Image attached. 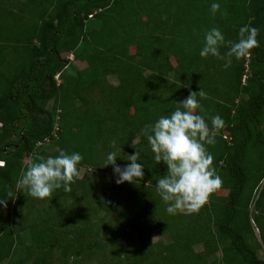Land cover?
I'll return each instance as SVG.
<instances>
[{
	"label": "trees",
	"instance_id": "1",
	"mask_svg": "<svg viewBox=\"0 0 264 264\" xmlns=\"http://www.w3.org/2000/svg\"><path fill=\"white\" fill-rule=\"evenodd\" d=\"M213 2L0 0V264H264V0H218L215 15ZM245 25L258 46L241 59L229 46L200 57L205 31L235 42ZM200 90L210 127L224 121L206 145L222 185L170 215L155 191L166 166L141 130ZM133 144L144 179L117 185L106 156L123 167ZM60 150L84 157L71 192L16 188L29 157Z\"/></svg>",
	"mask_w": 264,
	"mask_h": 264
},
{
	"label": "clouds",
	"instance_id": "2",
	"mask_svg": "<svg viewBox=\"0 0 264 264\" xmlns=\"http://www.w3.org/2000/svg\"><path fill=\"white\" fill-rule=\"evenodd\" d=\"M220 10V3L214 0L210 5L211 13L215 15ZM257 35L256 28L245 25L239 29L237 41L232 42L225 39L219 27H212L204 32L199 55L205 59L211 56L222 60L224 56L220 49L229 46L227 55L239 60L258 46ZM197 95L202 99L206 94L202 90L190 93L182 101H176L180 107L168 115H161L141 130L154 154L155 163L162 162L166 166V175L156 181L155 191L167 205L166 211L170 215H176L181 210H186L188 214L198 212L209 196L222 185V179L213 166V156L207 151L206 145L215 144L216 135L223 128L224 121L219 115L213 116L210 127L205 116L200 114L203 108ZM112 146L116 147L115 141ZM133 146L136 147L135 144ZM119 152H122L121 147ZM117 157H121L117 151L109 152L104 165L112 166L115 183L139 184L145 175L140 150L127 155L125 160L130 163L123 167L116 163ZM83 159L79 152L67 153L64 150L47 158L29 157L16 188L40 200H51L60 189L71 192L72 185L80 178L78 166ZM3 165L4 162L0 166ZM6 195L11 196L12 193ZM7 200L0 198V206L6 207Z\"/></svg>",
	"mask_w": 264,
	"mask_h": 264
},
{
	"label": "rangeland",
	"instance_id": "3",
	"mask_svg": "<svg viewBox=\"0 0 264 264\" xmlns=\"http://www.w3.org/2000/svg\"><path fill=\"white\" fill-rule=\"evenodd\" d=\"M133 51V50H132ZM75 64V63H74ZM79 67H83L85 64L84 63H80V62H78V63H76ZM107 80H108V82L110 83V84H113V85H117L118 84V79H117V77H115V76H108V78H107ZM51 104H52V102L50 101V102H48V104L46 105L47 106V109L48 108H50L51 107ZM47 142L45 143V145H44V147H47ZM43 145V144H42ZM39 147H40V144L38 145ZM84 173V169H80V177L82 176V174ZM73 200L72 199H67L65 202H63V203H61V205H63L64 204V206H66V208L68 209V210H76L77 211V204L76 203H74V202H72ZM182 212H184V211H186V210H181ZM152 238H153V241H157V240H159L160 239V237L158 236V234H156V233H153V236H152ZM27 239V238H26ZM195 251H199V250H201L202 249V246L201 245H196L195 246ZM58 249L55 251V254L57 253L58 254ZM219 254V253H218ZM259 254H260V256L261 257H264V251H263V249L262 250H260L259 251Z\"/></svg>",
	"mask_w": 264,
	"mask_h": 264
},
{
	"label": "built area",
	"instance_id": "4",
	"mask_svg": "<svg viewBox=\"0 0 264 264\" xmlns=\"http://www.w3.org/2000/svg\"><path fill=\"white\" fill-rule=\"evenodd\" d=\"M90 16H91V15H90ZM69 58L71 59L72 56H70ZM58 76H59V74L55 75V79H56V80H58ZM224 137H226V136H224ZM44 141H45V142H48L49 140H48V139H45ZM39 144L41 145L42 142H40ZM39 144H38V145H39ZM2 164H3V162H0V165H2Z\"/></svg>",
	"mask_w": 264,
	"mask_h": 264
}]
</instances>
